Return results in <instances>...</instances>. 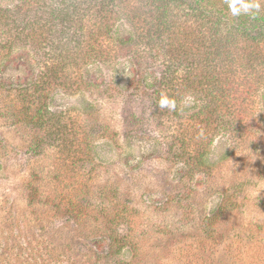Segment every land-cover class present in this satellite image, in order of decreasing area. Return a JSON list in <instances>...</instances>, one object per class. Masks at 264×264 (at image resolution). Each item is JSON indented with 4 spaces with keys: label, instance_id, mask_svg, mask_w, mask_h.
Segmentation results:
<instances>
[{
    "label": "rangeland",
    "instance_id": "374dc122",
    "mask_svg": "<svg viewBox=\"0 0 264 264\" xmlns=\"http://www.w3.org/2000/svg\"><path fill=\"white\" fill-rule=\"evenodd\" d=\"M27 3L0 0V10L24 14ZM215 4L172 12L158 36L150 3L126 0L104 34L75 23L91 42L80 49L73 31L58 32L67 26L42 40L19 35L12 14L0 18V264H264V72L245 53L241 67L201 63L199 32H233ZM206 71L213 80L195 78ZM231 80L246 90L241 103L260 108L250 106L245 135L218 123ZM31 85L36 96L51 86L40 105L53 110L54 134L27 122L29 106L14 98ZM163 98L175 109L158 107Z\"/></svg>",
    "mask_w": 264,
    "mask_h": 264
},
{
    "label": "trees",
    "instance_id": "16d2710c",
    "mask_svg": "<svg viewBox=\"0 0 264 264\" xmlns=\"http://www.w3.org/2000/svg\"><path fill=\"white\" fill-rule=\"evenodd\" d=\"M86 1L88 0H29V3H27L26 7L27 10L23 14L24 7L22 9L21 6L16 5L14 8L7 10H0V18L2 16L9 14H12L15 18L13 20V23L15 24V27L18 29L17 32H20L19 35H24L27 32H34L37 31L39 33V38L43 40V36L46 32H51L54 27L58 26H67L61 27L58 32L60 33H70V31H73V39H71L70 44L74 45L76 49H80L82 45L90 44V40L86 42L85 36H82L79 32H75L73 29V26H77L85 23H90V26L98 27L99 31H104L101 34L106 33L109 31L112 27V20H115L116 14H119V11L121 9V6L125 4L126 0H89V3L86 5ZM150 3V7L147 10H150L154 17V22L152 25L153 30H155V35H162L165 33L166 28L170 25L172 20V12H175L177 15L181 12L188 13V15H195L198 10H201L204 7H215V2L218 0H147ZM222 5L224 8V11L222 12V9L219 11L218 15L220 18H228L227 20H223L220 23L225 25L229 22V25H231V29L233 32L228 36H223V33L221 31H218L217 33L210 34L206 31L203 34H200L198 38H201L200 40H204V47L207 49V55L203 57L201 63L207 64V68L212 72L218 67L224 68L225 65L230 63V66L232 65H238L242 66L243 59L245 57L244 53L246 55V59L248 60V66H254V60H259V67L261 66L264 72V0H221ZM25 7V8H26ZM240 7H247L249 11L247 13H242L239 16H234L232 14L233 9H237ZM142 8H137L136 11L140 12ZM199 12V17L201 16V13ZM23 15V16H22ZM185 16V15H183ZM50 17L55 19V22L52 23L50 20ZM87 18V19H86ZM77 23V24H75ZM1 25V23H0ZM51 25L50 27H48ZM11 27V26H9ZM56 28V30H57ZM162 30V32H161ZM85 33V32H84ZM206 33V34H205ZM179 34V33H178ZM209 34V35H208ZM210 36V37H208ZM197 38L196 36H192L189 40H193ZM198 40V39H197ZM20 41V39H18ZM238 42L244 43V46L241 48H238L236 44ZM218 50H226L231 51V54H222ZM96 52V50L94 49ZM232 51H236L237 53L233 54ZM70 53V51H69ZM212 54L218 56L221 58V60L217 62H212ZM75 57L73 61L75 62V59L78 58V55L75 54ZM197 57L199 59V55L197 54ZM240 57L242 59V62L238 63L235 59ZM196 60V59H195ZM200 60V59H199ZM211 63V64H210ZM213 63V64H212ZM200 62L194 66L191 67L190 71L193 72H199L201 67L199 66ZM209 64V65H208ZM62 65V64H60ZM62 68H57L55 65L50 70V74L52 76H58L59 74L63 73L65 70L64 65H62ZM245 67V63H244ZM260 67V68H261ZM236 69L234 67L233 71ZM209 72V73H210ZM208 71H206V75L201 74H195V78H201L202 80L200 82L202 83H208L213 78L211 76L212 73L209 74ZM234 75V74H232ZM264 77V74L262 75ZM55 79V78H54ZM187 80V78H186ZM46 81V80H45ZM264 78L259 83V85L263 86ZM46 83V82H45ZM236 84L238 86H236ZM233 85L232 80L231 84H229V96L231 99L230 106H227L225 108V115L223 118H218L220 121L219 124H222V126L227 129L231 130L234 133L237 132H243L246 129V133L248 134V130L251 129L249 125H247L248 121H253V116L256 111L252 109L250 106H257V102H251L243 101L240 102V96L247 95L246 90L242 89L239 85V83H236ZM241 84V83H240ZM200 85V84H199ZM51 86L44 87L42 96L34 95L36 94V88L34 85L30 86V89L27 88L23 92L21 91V97L16 95L14 98L17 99V102L20 104L24 102L29 106V110L26 114V120L27 122H30V120H34V125L36 129H39L43 131L46 134L49 135V133L54 134L55 131H52L55 125L51 128L50 123L55 122V115L53 113L52 109H49V107H46V112H43L44 108L41 102L46 99V94L50 92L51 89H49ZM222 87V91H223ZM251 96L255 93L251 91ZM44 94V95H43ZM264 95H262V98ZM28 102V103H26ZM33 103L35 105H33ZM39 103V105L36 108L35 116L30 117V111L36 106V104ZM31 104V105H30ZM261 104V103H260ZM252 106V107H253ZM258 110L260 109L259 106H257ZM264 107V106H263ZM208 108V107H207ZM22 110V109H21ZM22 112V111H21ZM21 112L16 115L17 117L20 116ZM209 113L210 111H205V113ZM231 119V121H229ZM232 120L234 121L232 123ZM238 125L240 128H237ZM51 128V129H50ZM189 148V147H188ZM205 159V157H204ZM227 205L220 208V212H227L229 210V202L230 197H226ZM217 224L215 223L216 231L219 229H222V222L217 219ZM221 224V225H220ZM214 231V230H213ZM218 234V233H217ZM221 235V234H220ZM218 234V239L220 240L221 236ZM119 238H121L118 235ZM100 247H102V244H98ZM242 248V247H241Z\"/></svg>",
    "mask_w": 264,
    "mask_h": 264
},
{
    "label": "clouds",
    "instance_id": "9594fccd",
    "mask_svg": "<svg viewBox=\"0 0 264 264\" xmlns=\"http://www.w3.org/2000/svg\"><path fill=\"white\" fill-rule=\"evenodd\" d=\"M249 9L247 7H240L237 9L232 10V14L234 16H239L242 13H247ZM158 107L160 108H168L169 110H174L176 105L174 100H169L168 98H163L159 104ZM258 114V113H257Z\"/></svg>",
    "mask_w": 264,
    "mask_h": 264
}]
</instances>
